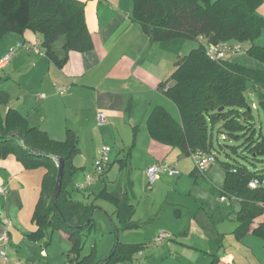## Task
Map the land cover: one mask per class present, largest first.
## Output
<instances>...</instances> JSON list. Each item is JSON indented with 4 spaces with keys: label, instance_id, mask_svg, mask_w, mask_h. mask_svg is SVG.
Listing matches in <instances>:
<instances>
[{
    "label": "trees",
    "instance_id": "16d2710c",
    "mask_svg": "<svg viewBox=\"0 0 264 264\" xmlns=\"http://www.w3.org/2000/svg\"><path fill=\"white\" fill-rule=\"evenodd\" d=\"M264 0H133L132 20L139 23L152 41H167L179 37L217 43L253 41L264 25L257 9ZM30 29L42 35L44 53L57 66L62 67L71 51L87 52L94 41L85 19L82 0H0V39L8 33L22 34ZM204 41L176 62V69L160 84L166 96L174 102L180 121L164 107L156 106L148 117V133L159 143L178 147L190 155L202 150L213 152L212 128L221 124L223 138L240 140L252 160L264 157V68H257L228 58L215 61L205 52ZM242 45V44H241ZM248 56L264 62V47L251 44ZM171 84L167 86V83ZM248 85L249 88H248ZM259 99L263 121L255 124L247 93ZM8 95L0 92V157L14 155L26 169L44 168L41 195L36 203L32 221L36 225L33 235L44 237L49 230H64L73 246L68 253L69 264H111L116 260L132 259L144 243L117 241L113 253L105 260L95 262V251L82 257L81 234L94 225L93 203L74 199L69 190L73 176V158L79 152L78 138L68 130L63 141L52 138L46 131L31 126L16 108L10 107L4 115L1 106L7 104ZM221 107L224 109L220 110ZM135 136L126 156L117 160L122 177L114 191L103 190L99 197L110 201L122 229L140 227L134 221L136 205L132 198L133 180L128 170ZM220 149L224 145L219 144ZM237 147H233L236 152ZM215 154V153H214ZM216 155V154H215ZM217 156V155H216ZM58 158L65 160L62 190L56 204L54 192L58 176ZM254 164V162H253ZM225 180L219 195L237 198L241 207L237 212L238 225L234 229L237 239L252 232L264 239V185L251 188L254 177L264 175L238 162H223ZM125 176V178H123ZM209 264H217L213 260Z\"/></svg>",
    "mask_w": 264,
    "mask_h": 264
},
{
    "label": "crops",
    "instance_id": "0c3cea01",
    "mask_svg": "<svg viewBox=\"0 0 264 264\" xmlns=\"http://www.w3.org/2000/svg\"><path fill=\"white\" fill-rule=\"evenodd\" d=\"M82 1L94 48L87 52L71 51L68 61L59 67L44 53L41 34L30 29L22 34L8 33L0 39V92L8 95L7 104L1 106L3 114L10 107L16 108L31 126L46 131L56 140H65L68 130L76 134L79 152L73 158L74 174L68 188L74 199H80L75 193H82L80 200L91 203L95 194L91 193V187L104 181L113 163L126 154L116 156L114 160L111 147L110 165L105 174L91 186L76 189V183L93 171L98 152L106 145L96 143L100 137L103 142L122 140L128 151L135 136L132 153L133 156L143 155L147 162L146 170L159 163L179 166L186 158L187 155L178 147L164 145L150 137L148 117L154 107L162 106L180 121L178 107L160 89V84L176 69V62L188 53H183L175 45V39L150 40L141 25L131 18L133 0ZM206 40L205 36H200L196 41L199 44ZM17 43L26 44L29 48L17 50L8 61H4L11 47ZM250 66L264 68L258 64ZM170 84L171 81L167 86ZM100 113L104 115L103 122H100ZM37 169H26L14 155L0 157V186L8 188H5V194L0 193L4 208L12 197L14 188L10 190V186L23 178L35 183L29 199L30 215H33L46 171L42 168L44 172L35 175L33 171ZM121 177L122 171L119 180ZM263 219V216L257 218L256 224ZM9 222L10 225L5 222L8 234L13 227ZM33 229H36L35 224ZM17 230L14 229V233L19 235ZM216 233V239H221L222 232L218 228ZM66 234L63 236L68 238ZM245 239L238 240L243 242ZM248 247L250 249L238 253L227 249L212 250L210 247L206 252L211 257L210 262L216 259L217 264H264V241ZM12 252L21 264H27L32 258L30 253L23 256L18 250ZM0 260L9 263L7 253L5 257L0 256Z\"/></svg>",
    "mask_w": 264,
    "mask_h": 264
},
{
    "label": "rangeland",
    "instance_id": "374dc122",
    "mask_svg": "<svg viewBox=\"0 0 264 264\" xmlns=\"http://www.w3.org/2000/svg\"><path fill=\"white\" fill-rule=\"evenodd\" d=\"M256 12L264 19V2ZM174 43L183 53H189L191 47L198 44L196 40L186 37L176 38ZM251 44L264 47V25L253 41L244 42L242 50L231 58L249 66L258 64L264 67V62L247 55L246 49ZM247 99L252 107L256 127L259 129L263 121V110L259 105V99L252 92L247 93ZM220 126L219 123L212 128L213 152L217 155L218 161L204 174L196 170L193 155L190 154L185 156L186 158L179 166H176L179 175L169 176L167 173H162L150 188L146 176L145 158L141 154L133 156L131 153L128 170L133 180L135 194L132 201L136 205L132 219L139 222L140 227L122 229L114 212V205L99 197L103 190L117 189L121 170L119 163L114 162L105 180L91 187V193L95 192L91 201L95 205V225L91 230L81 234L83 240L81 256L84 257L94 250V261L96 263L103 261L113 253L119 240L122 243L143 242L144 247L132 259L116 260L111 264H208L211 260L206 252L208 247L212 250L227 249L238 253L246 251L247 248L250 249L248 245L255 247L263 242L264 239L254 234H247L243 242L235 237L233 230L238 225L237 212L241 203L237 198H229L230 204L222 202L219 190L224 183L223 162L245 164L264 175V157L252 160L243 144L244 138L236 140L227 136L224 140L223 134L226 133L219 131ZM96 143L101 146L104 143L112 147L114 160L116 156L119 157L125 153L124 156H126L130 151L129 149L127 151L122 140L117 143L103 142L100 137ZM219 144L224 145L223 149H220ZM233 147H237L236 152ZM33 172L35 175L42 174L44 169L38 168ZM34 188L33 181L20 178L15 181L13 187L10 186L9 189H13V193L5 208L3 198L0 196V236H9L6 248L9 263H3L0 260V264H21L12 250L20 251L23 256L30 253L32 258L27 264H69L68 253L73 243L63 236L67 232L49 230L44 237L40 238L33 235L35 229H33L32 214L30 215L29 199ZM75 195L82 199V193H75ZM4 221L7 224L9 221L13 223L10 234L7 233ZM16 228L19 235L14 233ZM217 228L222 232L221 239H216ZM163 232L168 233L169 237L157 245L155 239ZM15 245L19 246L15 247Z\"/></svg>",
    "mask_w": 264,
    "mask_h": 264
},
{
    "label": "built area",
    "instance_id": "2783aa9c",
    "mask_svg": "<svg viewBox=\"0 0 264 264\" xmlns=\"http://www.w3.org/2000/svg\"><path fill=\"white\" fill-rule=\"evenodd\" d=\"M204 48L207 56L215 61H221L228 58H231L232 55L239 53L242 50V45L240 43L231 42V41H220L217 43H212L209 41H204ZM22 48H29L26 44L17 43L13 47H11L9 54L4 58V61H8L14 53ZM42 96H45L44 94ZM100 122L104 121L103 113L99 114ZM225 138V136H223ZM110 151L111 148L108 145H103L99 150V155L94 162V169L92 172L87 173L84 180L81 182H77L75 188L78 190H83L87 186L93 184L96 180L102 177L106 170L110 165ZM195 168L196 170L204 174L209 168L218 161L217 156L212 152H205L202 150H198L193 152ZM162 173H167L170 176H176L179 174V171L175 165H171L169 163H161L154 164L147 168L146 176L148 179V186L151 188L152 185L157 181ZM264 185V177L261 179L259 177H254L249 182V186L251 188H257ZM0 193L5 194L6 189L0 186ZM222 202H227L230 204V199L228 196L223 195L220 196ZM7 225H10L8 222ZM169 237L167 233L161 234L158 238H156L155 242H160L165 238ZM9 242L8 235L0 236V256H6V248ZM45 253V252H44Z\"/></svg>",
    "mask_w": 264,
    "mask_h": 264
},
{
    "label": "water",
    "instance_id": "95a60500",
    "mask_svg": "<svg viewBox=\"0 0 264 264\" xmlns=\"http://www.w3.org/2000/svg\"><path fill=\"white\" fill-rule=\"evenodd\" d=\"M224 109V107H221L220 110ZM64 167H65V160L63 158H58V176H57V182L54 192V202L56 204L57 198L62 190V182L64 177Z\"/></svg>",
    "mask_w": 264,
    "mask_h": 264
}]
</instances>
